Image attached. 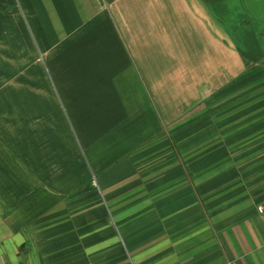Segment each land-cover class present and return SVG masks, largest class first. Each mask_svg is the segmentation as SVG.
Returning <instances> with one entry per match:
<instances>
[{"label":"crops","instance_id":"crops-1","mask_svg":"<svg viewBox=\"0 0 264 264\" xmlns=\"http://www.w3.org/2000/svg\"><path fill=\"white\" fill-rule=\"evenodd\" d=\"M264 0H0V264H264Z\"/></svg>","mask_w":264,"mask_h":264},{"label":"built area","instance_id":"built-area-1","mask_svg":"<svg viewBox=\"0 0 264 264\" xmlns=\"http://www.w3.org/2000/svg\"><path fill=\"white\" fill-rule=\"evenodd\" d=\"M257 211L264 220V203L257 206Z\"/></svg>","mask_w":264,"mask_h":264}]
</instances>
